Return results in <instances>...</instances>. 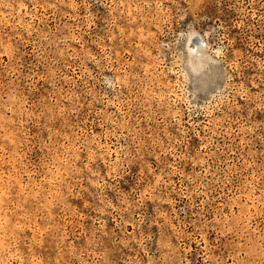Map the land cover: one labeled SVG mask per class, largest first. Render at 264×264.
I'll return each instance as SVG.
<instances>
[{"label":"rangeland","instance_id":"1","mask_svg":"<svg viewBox=\"0 0 264 264\" xmlns=\"http://www.w3.org/2000/svg\"><path fill=\"white\" fill-rule=\"evenodd\" d=\"M264 0H0V264H264Z\"/></svg>","mask_w":264,"mask_h":264},{"label":"snow or ice","instance_id":"2","mask_svg":"<svg viewBox=\"0 0 264 264\" xmlns=\"http://www.w3.org/2000/svg\"><path fill=\"white\" fill-rule=\"evenodd\" d=\"M262 135H264V133H262Z\"/></svg>","mask_w":264,"mask_h":264}]
</instances>
